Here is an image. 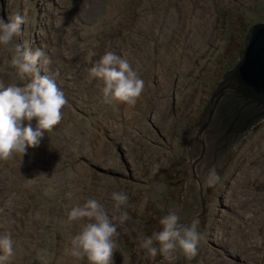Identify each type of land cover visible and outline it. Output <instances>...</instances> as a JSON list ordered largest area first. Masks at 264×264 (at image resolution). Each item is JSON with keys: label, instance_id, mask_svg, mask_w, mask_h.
Segmentation results:
<instances>
[{"label": "rangeland", "instance_id": "1", "mask_svg": "<svg viewBox=\"0 0 264 264\" xmlns=\"http://www.w3.org/2000/svg\"><path fill=\"white\" fill-rule=\"evenodd\" d=\"M17 14L26 22L0 46V81L21 83L6 63L16 45L41 49L67 103L38 147L0 160V236L13 240L7 264H87L69 254L86 221L67 216L88 199L110 217L128 216L113 221L112 264H264V120L216 160L211 144L193 145L195 156L188 149L250 27L264 21V0H0V17ZM109 51L144 82L134 105L106 103L103 85L89 78ZM210 170L219 178L212 186ZM113 192L128 197L119 212ZM172 212L182 226L197 222L192 259L153 258L140 247Z\"/></svg>", "mask_w": 264, "mask_h": 264}, {"label": "clouds", "instance_id": "2", "mask_svg": "<svg viewBox=\"0 0 264 264\" xmlns=\"http://www.w3.org/2000/svg\"><path fill=\"white\" fill-rule=\"evenodd\" d=\"M25 22L19 14L7 21L0 17V46H9L14 37L21 35ZM6 63L15 70L21 83L6 86L0 81V160H7L13 153L23 157L28 148L38 147L44 133L51 132L60 123L62 108L67 103L55 80L47 74L51 59L41 49L33 51L18 44L16 53ZM41 68L44 75L39 74ZM88 72L90 79L103 85L101 91L106 103L134 105L144 88L143 80L137 77L127 60L110 51ZM33 119L36 120L35 128L31 124ZM25 121L28 122L26 126ZM218 179L215 171L210 170L206 183L212 186ZM111 198L117 212L128 201L122 192H113ZM127 219L125 213L110 217L95 199L73 207L68 213V222H86L73 237L69 254L77 260H86L87 264H112L113 254L118 250L117 225L113 221L123 223ZM179 219L174 212L169 213L160 220L161 231L150 237H140V247L147 255L154 258L159 253L167 261L177 252L188 259L196 256L200 241L197 222L182 226ZM12 255L13 240L10 234H4L0 236V264H7Z\"/></svg>", "mask_w": 264, "mask_h": 264}, {"label": "water", "instance_id": "3", "mask_svg": "<svg viewBox=\"0 0 264 264\" xmlns=\"http://www.w3.org/2000/svg\"><path fill=\"white\" fill-rule=\"evenodd\" d=\"M201 117L200 135L188 144H211L215 160L264 120V21L252 25L237 64L224 76Z\"/></svg>", "mask_w": 264, "mask_h": 264}, {"label": "bare ground", "instance_id": "4", "mask_svg": "<svg viewBox=\"0 0 264 264\" xmlns=\"http://www.w3.org/2000/svg\"><path fill=\"white\" fill-rule=\"evenodd\" d=\"M123 1V0H122ZM127 1V0H126ZM56 2H58V1H56ZM114 2V1H113ZM116 2V1H115ZM29 4V3H28ZM32 4V3H31ZM129 4H131V3H129ZM129 4H127V5H129ZM52 5V4H51ZM116 5H117V3H116ZM30 6V5H29ZM32 6V5H31ZM44 6V5H43ZM123 6H125V4L123 5ZM117 7V6H116ZM120 7V6H119ZM35 8V7H34ZM124 8V7H123ZM36 9H38L37 7H36ZM113 9V8H112ZM127 9V8H126ZM9 10V9H8ZM115 10V9H114ZM122 10V9H121ZM38 11V10H37ZM36 11V12H37ZM43 11V10H42ZM109 12H111V11H109ZM117 12V11H116ZM33 13V12H32ZM53 13H55V12H53ZM115 13V12H114ZM52 14V13H51ZM109 14V13H108ZM120 14V13H119ZM112 15H113V13H112ZM114 15H116V14H114ZM109 16H110V14H109ZM6 17V16H5ZM115 17V16H114ZM109 18V17H108ZM111 21H112V19H111ZM180 38V37H179ZM201 41H202V39H201ZM182 43V42H181ZM180 44V43H179ZM182 46H183V43H182ZM124 54V53H123ZM67 64V63H66ZM69 65V64H68ZM71 65V64H70ZM63 68V67H62ZM66 69V68H65ZM184 82V81H183ZM182 83V82H181ZM185 84V83H184ZM183 85V84H182ZM186 85V84H185ZM181 86V85H180ZM187 86V85H186ZM203 144V143H202ZM210 145V144H209ZM201 146V145H200ZM206 146V145H205ZM204 147V146H203ZM208 147V146H207ZM198 148V147H197ZM205 148V147H204ZM210 150V149H209ZM201 151V150H200ZM211 151V150H210ZM203 153V152H202ZM198 154V153H197ZM193 155V154H192ZM210 156V155H209ZM208 156V157H209ZM207 157V158H208ZM199 158V157H198ZM220 159V158H219ZM222 159V158H221ZM212 160V159H211ZM214 162V161H213ZM196 165V164H195ZM198 166V165H197ZM197 168V167H196Z\"/></svg>", "mask_w": 264, "mask_h": 264}]
</instances>
